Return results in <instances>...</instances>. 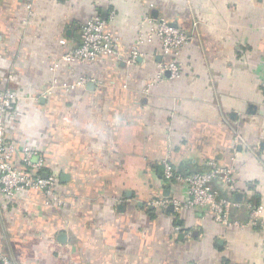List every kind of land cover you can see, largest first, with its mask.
<instances>
[{
	"label": "crops",
	"instance_id": "1",
	"mask_svg": "<svg viewBox=\"0 0 264 264\" xmlns=\"http://www.w3.org/2000/svg\"><path fill=\"white\" fill-rule=\"evenodd\" d=\"M110 11L120 58L61 61L81 25ZM146 14L191 37L176 78H158L156 42L124 62ZM78 76L93 81L60 86ZM263 78L264 0H0V89L18 96L6 117L14 163L22 169V150L37 151L62 202L46 204L40 191L0 196V249L14 264H264V225L153 204L183 195L163 181V158L182 174L215 160L233 172L234 199H257L264 216ZM52 79L50 95L31 97ZM231 217L245 221L246 211Z\"/></svg>",
	"mask_w": 264,
	"mask_h": 264
},
{
	"label": "built area",
	"instance_id": "2",
	"mask_svg": "<svg viewBox=\"0 0 264 264\" xmlns=\"http://www.w3.org/2000/svg\"><path fill=\"white\" fill-rule=\"evenodd\" d=\"M75 2L80 0H73ZM114 19V11H110L108 18L100 14H94L80 27L79 42L68 47L61 55V61L65 63H85L102 60L105 57L119 59L118 39L109 29V23ZM190 35L179 27L171 25L163 18L152 15H144L137 38L131 46L129 54L124 62L126 65L135 64L143 52L142 44L156 42L160 48L163 60L158 63L159 75L169 73V78L179 76L181 66L176 58L180 49L189 44ZM65 45V41H60ZM56 67V64L54 65ZM12 75H10V78ZM92 78L78 76L73 82L60 84L66 90H72L78 86H87ZM44 92L32 95L35 99H44L50 95L52 89L59 85L56 79H52ZM264 91V78L262 81ZM30 95V94H29ZM18 96L10 88L0 89V196L5 203H13L19 194L28 191H40L45 196V203L57 200L58 178L52 173L43 172L44 158L35 150L24 149L22 156L23 168L14 163L17 148L7 137L6 117ZM163 181L167 184L176 183L183 189L180 197L165 196L153 200V204L161 208L172 206L174 211L192 210L204 208L211 212L214 220L222 225H254L263 226L264 216L261 206H253L251 203L239 202L234 199L237 192L235 178L231 169L217 164L215 160L208 163L209 169L204 172L177 173L168 157L162 159ZM218 181L226 187L230 197H223L212 187L213 182ZM245 209L246 218L240 220L231 217L233 209ZM178 229V227L176 228ZM0 264H14L13 261L0 249Z\"/></svg>",
	"mask_w": 264,
	"mask_h": 264
},
{
	"label": "trees",
	"instance_id": "3",
	"mask_svg": "<svg viewBox=\"0 0 264 264\" xmlns=\"http://www.w3.org/2000/svg\"><path fill=\"white\" fill-rule=\"evenodd\" d=\"M226 192H227V190H226ZM225 194V193H224ZM230 197V195L228 194V193H226L225 195H224V197ZM255 200H257V199H249V200H247V202L248 203H251L253 206H257L258 205V202H256Z\"/></svg>",
	"mask_w": 264,
	"mask_h": 264
},
{
	"label": "water",
	"instance_id": "4",
	"mask_svg": "<svg viewBox=\"0 0 264 264\" xmlns=\"http://www.w3.org/2000/svg\"><path fill=\"white\" fill-rule=\"evenodd\" d=\"M171 25H173V24H171ZM174 26V25H173ZM43 100V99H42ZM235 200H237V198L235 199ZM169 208H173L172 206H169Z\"/></svg>",
	"mask_w": 264,
	"mask_h": 264
}]
</instances>
